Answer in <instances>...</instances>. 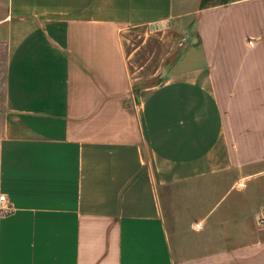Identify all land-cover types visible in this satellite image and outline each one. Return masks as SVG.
Listing matches in <instances>:
<instances>
[{
  "label": "crops",
  "instance_id": "obj_1",
  "mask_svg": "<svg viewBox=\"0 0 264 264\" xmlns=\"http://www.w3.org/2000/svg\"><path fill=\"white\" fill-rule=\"evenodd\" d=\"M201 1L0 0V264H264L243 213L194 256L167 219L165 187L264 141V0ZM154 25L185 54L136 94L126 31Z\"/></svg>",
  "mask_w": 264,
  "mask_h": 264
},
{
  "label": "rangeland",
  "instance_id": "obj_2",
  "mask_svg": "<svg viewBox=\"0 0 264 264\" xmlns=\"http://www.w3.org/2000/svg\"><path fill=\"white\" fill-rule=\"evenodd\" d=\"M185 36L163 25L126 31L127 49L129 52L135 51L130 66L136 94L166 81L174 69L176 56L185 54ZM3 65V62L0 63L2 92ZM244 138L248 139L241 145L234 144L236 149L242 150L239 152L241 158L235 160L237 162L232 169L216 176L196 177L164 188V203L170 217L167 218L168 222L172 224L173 234L178 233L182 237L180 241L186 242V246L180 248L184 251L181 256L214 251L224 245L233 248L237 231L235 221L239 219L235 217L240 213L248 217L244 218L243 230L264 231L260 224L261 218H264V141L260 137ZM207 212L210 218L202 221L204 218L201 217ZM223 222L227 225L228 235L223 233ZM196 232H203V237H197L199 233L197 235ZM187 234H192V238H184Z\"/></svg>",
  "mask_w": 264,
  "mask_h": 264
},
{
  "label": "built area",
  "instance_id": "obj_3",
  "mask_svg": "<svg viewBox=\"0 0 264 264\" xmlns=\"http://www.w3.org/2000/svg\"><path fill=\"white\" fill-rule=\"evenodd\" d=\"M0 210H2L4 212H10L12 210L10 205H8V203H7V199H6L5 195L0 196ZM260 224L262 227H264V218H261Z\"/></svg>",
  "mask_w": 264,
  "mask_h": 264
},
{
  "label": "trees",
  "instance_id": "obj_4",
  "mask_svg": "<svg viewBox=\"0 0 264 264\" xmlns=\"http://www.w3.org/2000/svg\"><path fill=\"white\" fill-rule=\"evenodd\" d=\"M229 0H202L201 1V7L206 8L210 6H215L218 4H224L227 3Z\"/></svg>",
  "mask_w": 264,
  "mask_h": 264
}]
</instances>
